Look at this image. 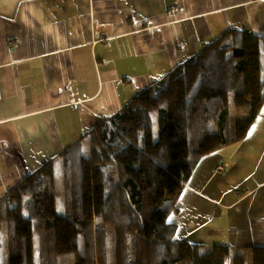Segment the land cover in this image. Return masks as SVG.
<instances>
[{
    "label": "crops",
    "instance_id": "1",
    "mask_svg": "<svg viewBox=\"0 0 264 264\" xmlns=\"http://www.w3.org/2000/svg\"><path fill=\"white\" fill-rule=\"evenodd\" d=\"M229 29L264 0H0V196ZM167 195L178 239L264 246V105Z\"/></svg>",
    "mask_w": 264,
    "mask_h": 264
},
{
    "label": "trees",
    "instance_id": "2",
    "mask_svg": "<svg viewBox=\"0 0 264 264\" xmlns=\"http://www.w3.org/2000/svg\"><path fill=\"white\" fill-rule=\"evenodd\" d=\"M263 105L264 39L226 30L0 196V264H264V246L178 239L167 195Z\"/></svg>",
    "mask_w": 264,
    "mask_h": 264
},
{
    "label": "rangeland",
    "instance_id": "3",
    "mask_svg": "<svg viewBox=\"0 0 264 264\" xmlns=\"http://www.w3.org/2000/svg\"><path fill=\"white\" fill-rule=\"evenodd\" d=\"M72 159L74 160V157H72ZM66 177H67V175H66V171H65L61 180L54 186V189H56V191L58 193V199H60V200L63 199V197L65 196ZM95 233H96V231H95ZM96 253H98V246H96ZM95 261H96V258H95ZM96 264H99V263L97 262ZM227 264H231L230 259L227 261ZM248 264H252V262L248 261Z\"/></svg>",
    "mask_w": 264,
    "mask_h": 264
},
{
    "label": "built area",
    "instance_id": "4",
    "mask_svg": "<svg viewBox=\"0 0 264 264\" xmlns=\"http://www.w3.org/2000/svg\"><path fill=\"white\" fill-rule=\"evenodd\" d=\"M215 170H216L217 172H218V171H221V170H223V166H222V165H218V166L216 167ZM241 189H242V192H243V193H245V192L248 191V189L245 188V187H242Z\"/></svg>",
    "mask_w": 264,
    "mask_h": 264
}]
</instances>
